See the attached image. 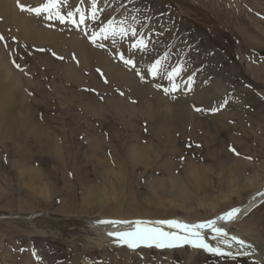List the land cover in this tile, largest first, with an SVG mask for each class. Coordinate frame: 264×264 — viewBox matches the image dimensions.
I'll return each mask as SVG.
<instances>
[{"label": "rangeland", "instance_id": "374dc122", "mask_svg": "<svg viewBox=\"0 0 264 264\" xmlns=\"http://www.w3.org/2000/svg\"><path fill=\"white\" fill-rule=\"evenodd\" d=\"M14 1L31 28L48 34L28 35L0 7V264H264L188 244H102L109 235L91 223L208 222L261 186L264 0H97L95 20L91 0L62 4L65 14L82 7L84 24L78 14L77 24H61L18 6L46 0ZM112 19L139 35L98 38L97 47L92 33ZM141 35L146 50L133 47ZM156 60L162 67L153 78ZM177 66L179 90L165 93ZM167 116L175 117L172 134L180 124L185 136L153 135V123L169 130L171 122L154 121ZM232 159L242 164L238 189L226 185ZM263 200L225 230L264 239Z\"/></svg>", "mask_w": 264, "mask_h": 264}, {"label": "snow or ice", "instance_id": "6c2138e0", "mask_svg": "<svg viewBox=\"0 0 264 264\" xmlns=\"http://www.w3.org/2000/svg\"><path fill=\"white\" fill-rule=\"evenodd\" d=\"M84 3V0H81V4ZM62 4H67V0H46L42 6L31 7L23 4H18L20 10L23 12L33 13L37 17L42 15L47 16L48 20H58L61 24H65L71 22L73 24H77L76 16L79 15V24H84L86 21V15L82 7H76L74 11H68L66 14L61 11ZM101 9L98 8L97 0H91V18L95 20L98 16V13ZM129 34L132 37H137L139 34L136 28L131 26H125L124 21H120L119 24L115 21V19L109 20L107 25L101 28L100 33L97 34L93 32L91 35V40L93 44H96L97 47H103V44H97V39H108L109 35L113 37V42H115V37L119 36L120 38L128 37ZM4 37L0 36V40H3ZM147 42L145 38L141 35L133 47L139 50L147 49ZM55 55V53H53ZM62 59V57H61ZM120 59L123 61L125 65H131L133 68L136 67L135 63L131 59H125L123 54L120 55ZM17 68H20V65H16ZM162 67L161 60H156L155 63L149 68V72L156 78L159 75L160 69ZM23 71V69H21ZM99 71V70H98ZM183 71L182 66H177L171 69V71L167 72V76L169 81L172 83L171 89L165 88V93L175 92L179 90V85L176 84L175 78L180 75ZM189 83H191V77H189ZM190 90V89H189ZM196 111H202V109L197 108ZM215 111V110H214ZM235 152V149H232ZM239 155V153H236ZM259 196L264 197V192L258 193ZM242 213V209L239 207L232 208L226 211L223 215L219 216L217 220L230 222L234 221L240 214ZM135 223V227L129 231H117V232H109L108 235L113 237L115 240L119 241L122 244H126L129 248H137L142 244L147 247H152L155 245L158 248H173L180 247L182 244L187 243L190 244L193 248H200L207 252H211L214 255L221 257H231L233 259L236 258V255H247L248 250L251 249L252 245L246 243L245 239H242L235 235H230L224 228L217 226V221L212 220L207 223H201L196 225H186V224H178L175 221H160V224H167L169 227H177L184 230L188 235L181 238L171 233H165L160 229H152V228H142L141 222H129V221H111V220H100L97 221L99 225H112V226H120V225H130ZM201 229H211L216 233V237L219 238L220 244L224 247L213 246L206 242V240L201 236L199 230ZM214 237V238H216ZM236 246L241 251H238L234 254L230 249L233 246ZM227 249V250H226ZM35 255V253H33Z\"/></svg>", "mask_w": 264, "mask_h": 264}, {"label": "bare ground", "instance_id": "6f19581e", "mask_svg": "<svg viewBox=\"0 0 264 264\" xmlns=\"http://www.w3.org/2000/svg\"><path fill=\"white\" fill-rule=\"evenodd\" d=\"M25 2H27V1H25ZM14 3H15L14 0H0V7H1V9L5 10L9 14V16L11 17V19L15 22L14 25H19L22 28L21 30H23L24 28H26V31H27L28 35H30L31 31H33V34L36 35L37 37H42L41 32L47 36L48 32L42 26H41V31L40 32H37L36 31L38 27L37 28H34V29L31 28V25L33 23L30 24L29 23V20L26 17H24V16H22V15L19 14L18 10L14 6ZM34 27H35V25H34ZM98 53H99V51L96 50L95 53L93 54V56H96L97 55V56L101 57L102 55H100ZM215 92H216V89H215ZM138 93H140V92H138ZM214 94L215 93H213V95ZM182 102H183V100H182ZM119 105L120 104H118V103H113V108L114 109H118ZM173 113H174V111L171 112V114H173ZM155 120L159 124L162 123L163 121L164 122H167V121L171 122V124H169V130H164V129L161 128V126H159V125L157 126V124L153 123V128H154V130L152 132L153 135L155 134L156 136H158L160 138H162V136H164V138L167 140V142H170V141L173 142L174 141L173 140L174 139L173 134H174L175 131H176V134H177V137H178L179 136L178 135L179 134V130L180 129L181 130L184 129V127L179 129L180 124H178L177 125V128L176 129H173L174 131H173V134H172V132L170 131V129H172L176 125L175 117L174 116L158 117V118H155L154 121ZM198 128H199V131H200L203 127L201 125H199L197 127V129ZM185 133H186V127H185L184 131L182 132V134H180V138L182 137V135L185 136ZM179 150L181 151V149H179ZM230 163H231V166H234V168L232 169V172L230 171V174L227 176L228 178L226 179V181H228L229 184L226 182V185H227L228 188L229 187L236 186L235 189H238L239 186H240V184H241L242 178H243V175L241 173V166H242V164L240 163L239 160H233V159H232V162H230ZM195 167H196L195 165L191 164L190 170L193 169V168H195ZM224 167H225V165L224 164H221V168H224ZM261 192H264V182L261 184V186L256 191H254L248 197V199L246 200L245 204L242 205L241 207H239V208L242 209V213L234 221L225 222V221H219V220H217V218L219 216L223 215L225 212L217 215L216 217H214V219L212 218V220H216L217 221V226L218 227H222V228L225 229V228H228L232 223H234L236 221H240L244 216L251 215L253 213L252 210L256 206H258L260 204L261 200L264 198V197L258 195V193H261ZM248 216H246V217H248ZM103 217H106V219H103L102 218V220L129 221V222H137V221H139V222H141V227L142 228L160 229V230H162L165 233H171V234H174V235H176L178 237H181V238H183L186 235H188L184 230H182L180 228H177V227H169L167 224H160L159 222L160 221H175L178 224H186V225H196V224H201V223H207V222L189 223L188 221H186L184 219H180V218H178V219H170V220H160V219H152V220H149L151 217L150 218H147V219H138V218H135V217H127V218L122 217L121 218L120 216H103ZM136 217H142V216H136ZM120 219H128V220H120ZM133 219H136V220L130 221V220H133ZM91 223L94 225V227L98 228L99 230H101L105 234H108L109 232L129 231V230H132L135 227V223H132L130 225H120V226L99 225V224H97V222H93V221ZM199 231L201 233V236L210 245L224 247L222 244H220L219 238L216 237V233L214 231H212L211 229H201ZM235 236H238V237H240L242 239H245L246 243L252 245L251 249L248 250L247 256H250L251 258L252 257L253 258H257L259 260H262V259L264 260V256L260 254V249H261L260 247H263L264 246V239L258 233H238V234H235ZM214 237H216V238H214ZM104 239L107 242L102 243V244H107V243L110 244V243H112L113 245L118 246V247H120L121 245H123L122 243H120L119 241L115 240L113 237H110V236L109 237L106 236ZM186 244L187 243H184V244H182V246H184ZM124 245H126V244H124ZM188 245H190V244H188ZM100 246L102 247V245H100ZM141 246H144V245H141ZM141 246L140 247H137V248L141 249ZM175 248H177V247H175ZM131 249H135V248H131ZM230 250L234 254H236L238 251H241L235 245ZM236 256L240 257V256H245V255H236Z\"/></svg>", "mask_w": 264, "mask_h": 264}]
</instances>
